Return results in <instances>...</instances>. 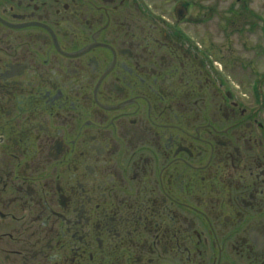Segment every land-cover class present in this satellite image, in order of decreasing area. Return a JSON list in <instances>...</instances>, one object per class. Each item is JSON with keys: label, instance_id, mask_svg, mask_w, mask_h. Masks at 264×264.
I'll use <instances>...</instances> for the list:
<instances>
[{"label": "flooded vegetation", "instance_id": "obj_1", "mask_svg": "<svg viewBox=\"0 0 264 264\" xmlns=\"http://www.w3.org/2000/svg\"><path fill=\"white\" fill-rule=\"evenodd\" d=\"M192 0H0V264H264V76Z\"/></svg>", "mask_w": 264, "mask_h": 264}, {"label": "rangeland", "instance_id": "obj_2", "mask_svg": "<svg viewBox=\"0 0 264 264\" xmlns=\"http://www.w3.org/2000/svg\"><path fill=\"white\" fill-rule=\"evenodd\" d=\"M213 15L196 34L240 85L264 76V0H192ZM264 87V84H263Z\"/></svg>", "mask_w": 264, "mask_h": 264}]
</instances>
